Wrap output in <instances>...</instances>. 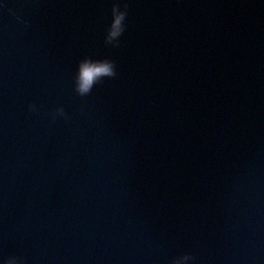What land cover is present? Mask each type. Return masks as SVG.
I'll return each mask as SVG.
<instances>
[{"label":"water","instance_id":"1","mask_svg":"<svg viewBox=\"0 0 264 264\" xmlns=\"http://www.w3.org/2000/svg\"><path fill=\"white\" fill-rule=\"evenodd\" d=\"M113 2L0 0V264H264V0Z\"/></svg>","mask_w":264,"mask_h":264},{"label":"clouds","instance_id":"2","mask_svg":"<svg viewBox=\"0 0 264 264\" xmlns=\"http://www.w3.org/2000/svg\"><path fill=\"white\" fill-rule=\"evenodd\" d=\"M129 15V6L126 0H114L111 8V23L107 29L104 43L107 46L118 48L120 46V39L127 30V19ZM118 75L117 65L112 59H93L92 57H85L82 59L77 67V72L74 77V91L81 97H88L92 94L93 89L103 83L107 79H114ZM30 112L37 111L35 104L28 106ZM51 115V120L55 122L58 118L65 120L70 119L63 106L58 107ZM196 257L190 253H185L173 257L170 264H189L195 262ZM4 264H28L26 256H9Z\"/></svg>","mask_w":264,"mask_h":264}]
</instances>
